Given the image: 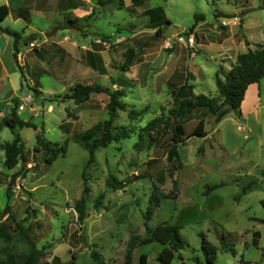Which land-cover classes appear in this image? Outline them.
I'll list each match as a JSON object with an SVG mask.
<instances>
[{
	"label": "rangeland",
	"instance_id": "1",
	"mask_svg": "<svg viewBox=\"0 0 264 264\" xmlns=\"http://www.w3.org/2000/svg\"><path fill=\"white\" fill-rule=\"evenodd\" d=\"M63 4H79L83 16L61 12ZM157 6L150 21L146 12ZM50 7L59 14L35 11L30 23L34 30L26 27L19 34L22 52L17 51L16 61L13 36L0 31L4 65L0 63V122L13 109L36 125L14 129L1 125L0 211L10 205L15 220L40 249L39 262L123 264L128 239L144 237L148 227L165 221L179 224L186 241L171 264L204 263V237L217 247L213 264H264V223L252 219L264 217L260 203L264 197V76L258 82V98L230 110L219 122L204 108L178 119L188 131L203 117L206 135L189 137L178 145L182 167L171 176L166 158L173 124L168 116L177 108L168 81L177 85L186 81L194 93L213 95L215 72L221 66L211 46H200L191 57H179L181 47L175 50L170 36L179 31L186 35L195 22H206L202 34L217 35L225 30V24H218L230 20L229 12L243 11L244 16L250 12L249 25L260 21L264 33V0H146L142 5L131 0H52ZM196 14L203 18L195 19ZM153 23H158L156 28ZM1 24L21 31L24 22L7 17ZM200 37L201 33L195 35V40ZM87 47L99 54L91 50L84 56ZM187 70L194 75H186ZM78 82L123 90L125 107L117 110L115 126L139 129L160 115L165 127L158 136L150 132L152 140L143 143L137 132L131 133L97 148L90 158L79 135L107 117L109 96L94 92L77 103L67 95ZM143 108L136 118L127 114L128 109ZM38 131L60 145L66 142L64 151L49 164L42 151L34 150ZM13 140L20 153L18 162L7 167L4 147ZM109 174L123 187L107 186ZM173 179L177 191L165 198L173 189ZM99 194L101 204L95 207ZM81 196L86 208L79 222L75 202ZM5 218L7 214L0 215V221ZM255 230L258 244L252 245ZM73 231L84 241L73 239ZM28 248L20 233L8 243L0 239V261L8 252L25 255ZM161 248L157 241L136 246L131 264H141L142 253L144 264H160L156 255Z\"/></svg>",
	"mask_w": 264,
	"mask_h": 264
},
{
	"label": "trees",
	"instance_id": "2",
	"mask_svg": "<svg viewBox=\"0 0 264 264\" xmlns=\"http://www.w3.org/2000/svg\"><path fill=\"white\" fill-rule=\"evenodd\" d=\"M146 0H131L133 5H142ZM101 2V1H100ZM102 3V2H101ZM160 7H153L148 9L146 14L150 15V21H153L151 14L155 9ZM8 6L3 3L0 4V20H2L8 14ZM243 15L239 16V28L242 29ZM203 18L202 14H196L195 19ZM164 20L169 22L165 17ZM196 22L189 27V30L195 26ZM158 23H153L152 27L156 28ZM0 30L5 31L14 38L13 44V57L16 61L17 57V39L19 33L8 28H3L0 26ZM239 30V29H238ZM157 32L158 29L156 30ZM240 31V30H239ZM242 33L244 38L245 49H240L237 51L233 62L228 69L220 66L215 72V85L217 93L215 95H207L204 93H194L193 86L188 84L186 81L177 85L175 83H169V90L172 95L173 103L177 105V108L170 110L169 118L173 119V124H171V133L168 138L166 146V158L170 163L169 175L173 174L175 169L182 167V160L178 150V145L184 143L189 137H203L206 135L205 130V120L200 117L195 125L188 131H185V127L182 123L177 122L178 119L186 118L192 111L200 108L208 110L210 113L215 115V120L219 122L230 110H239L240 104L244 98L246 88L251 83L259 82L260 78L264 76V43H252L247 39L245 34ZM188 35V31H186ZM91 54L92 51H87ZM20 71L21 67L18 66ZM105 92L108 94L109 99L106 104L107 117L101 121L92 124L90 127L86 128L80 135L79 140L81 144L88 150L90 158L93 152L99 148L107 146L112 141H118L121 138L130 137L131 133L137 132L139 140L145 142V139L152 140L150 132H155L158 136L165 125L161 126L164 122L163 116H157L148 121L143 127L136 129V127H117L113 124L118 109H124L125 103L122 101L124 92L121 88H116L110 90L108 87L101 84H84L76 83L72 89V93L67 95L72 98L77 103L81 100L86 99L91 93ZM144 113L143 109H128L127 114L130 118H136ZM175 121V122H174ZM1 125L7 126L10 129L16 127H33L36 125L29 120H24L19 115H17L15 110H11L10 114L3 117L0 122ZM136 130V131H135ZM36 143L34 150L36 152L42 151L45 155L44 161L46 163H51L52 159L64 151L66 142L60 145L58 142H53L44 137L42 131H38L35 135ZM5 153V165L7 167H13L18 162V154L20 153V148H17V140L12 142H7L4 147ZM106 185L114 188L123 187L121 180L117 179L114 175L109 174L106 177ZM173 189L163 195L165 198H171L174 196V191H177V181L173 179ZM87 190V188H86ZM85 190V191H86ZM102 194H99L94 201V206L98 207L101 204ZM262 207L264 208V197L260 200ZM85 197L81 196L75 202V210L77 211V219L79 222L85 217L86 208ZM149 210L145 220L149 217ZM1 214H7V218L0 221V239L8 243L12 241L16 233H20L28 241L29 248L25 255L15 256L12 252H8L4 259H1L0 264H43L39 262V257L41 254L40 249H37L33 241L29 238L28 233L24 227L15 220L14 216L10 211V205L6 204L4 208L0 211ZM252 219L263 222L264 217L257 218L252 217ZM13 223V224H12ZM146 224V223H145ZM181 226L176 223L160 222L156 224L153 228L148 227V233L144 237L131 236L127 241V249L125 252L123 264H131L133 250L136 246L149 243L152 241H157L162 245L161 250L156 255V260L160 264H171L174 259L176 252L182 249L186 241L180 233ZM73 239L80 238L84 241L83 235L78 234L77 231L72 232ZM204 237V236H203ZM259 238V232L257 230L252 232L251 244L257 245ZM202 249L204 251L205 261L199 264H213L217 256V247L210 242L205 237L202 240ZM92 257L97 260V252L95 250L91 251ZM146 255L142 253L140 255V263H145ZM57 260V258H56ZM53 264V263H51Z\"/></svg>",
	"mask_w": 264,
	"mask_h": 264
},
{
	"label": "crops",
	"instance_id": "3",
	"mask_svg": "<svg viewBox=\"0 0 264 264\" xmlns=\"http://www.w3.org/2000/svg\"><path fill=\"white\" fill-rule=\"evenodd\" d=\"M52 0H0V4H7L8 6V14L2 19L0 20V26L3 28H8L11 29L9 27L3 26L1 24V21H3L5 18L10 17L11 21L16 22L19 19L23 20L24 25L23 28L21 29V31H17L15 29H11L13 31H17L19 34H21V36L24 34V29L26 27H30L31 29L34 30V26H30L31 20H32V15L35 11H39V12H46L48 14V12H51L53 14V16L56 14H59V12L55 9H52L50 7ZM62 2H64V0H62ZM61 12L64 13H70L72 12L74 14V16L76 17H82L83 16V9L81 8V6L78 4H71L69 6H67L66 4H63L61 7ZM231 15L230 16V20H225L226 24L225 26H223V28H225L224 31L219 32L217 35L214 34H202L203 29H204V24H206V22H200L195 24V26L192 28L191 33L194 36V40H195V35L201 33V37L198 41L195 40V52L198 51L200 49V46H211L214 48L215 53L217 54V56L220 57V61H221V66L224 67L225 69H228L231 65V63L233 62L235 55L237 53L238 50L240 49H245L246 45L244 44V38L242 33H240V31L238 30L239 27V16L243 15V12L240 13H235V12H229ZM54 16V17H55ZM234 16H238L237 20H234L233 17ZM249 16H250V12H248L244 17V21L242 23V29H243V33L245 34V36L247 37V39L249 41H251L252 43H264V33L262 32L263 28H262V24L258 22H254L255 24H248L249 21ZM52 18H50L51 21ZM201 19V18H200ZM224 20V19H223ZM55 21V20H54ZM222 21V20H221ZM220 21V22H221ZM51 22L48 23V26L50 25ZM94 22L91 23V26H93ZM221 23L218 24V26H220ZM110 22L106 23V26H109ZM63 28V27H62ZM65 28V27H64ZM63 28V29H64ZM2 32H5L3 30H0ZM186 31V30H185ZM103 32V30H102ZM181 32V31H179ZM6 33V32H5ZM7 35H10L8 33H6ZM176 34H172L170 36L173 37ZM21 39V38H20ZM20 39L18 40V42H16L17 48L19 49L18 51L21 53V47L20 45H22L20 43ZM13 43V42H12ZM173 48H177V46L181 47L182 53L179 55V57H184L185 54L188 57H191V53L190 51L192 50L190 47H186L184 44L179 43V42H175L173 41ZM177 43V44H176ZM24 44V41H23ZM176 44V45H174ZM186 47V48H185ZM88 48V47H87ZM175 48V50H176ZM90 51L92 50L98 55L99 54V50H93L88 48ZM12 50V49H11ZM186 52V53H184ZM87 54H89L87 51L84 54V56ZM96 56V55H95ZM18 58H20L18 56ZM23 58V56H22ZM0 63L2 66L3 65V55H0ZM5 69V68H4ZM175 69V68H174ZM172 70L171 72H173L172 74L175 73V70ZM182 73V72H181ZM186 75L189 74H193V72L190 73L189 70L186 71ZM259 84L258 82L256 83H251L248 85V87L246 88L245 94H244V98L240 104V108H243L244 104L246 103V106H248L247 104H251V102H253V98H258L259 93H258V88ZM217 93V91L213 94L215 95ZM254 96V97H253ZM251 100V101H250ZM241 112V111H240ZM249 243L251 244V238ZM245 245V243H244Z\"/></svg>",
	"mask_w": 264,
	"mask_h": 264
},
{
	"label": "built area",
	"instance_id": "4",
	"mask_svg": "<svg viewBox=\"0 0 264 264\" xmlns=\"http://www.w3.org/2000/svg\"><path fill=\"white\" fill-rule=\"evenodd\" d=\"M237 18L238 16L233 17L234 20H237ZM220 23L226 24V21L222 20ZM173 41H177L179 43L184 44L186 47H190L192 49L190 51L191 55L195 52V40H194V36L191 33H189L188 35H183L181 32L177 33L175 36L171 37V42ZM29 45L33 46L34 41H30Z\"/></svg>",
	"mask_w": 264,
	"mask_h": 264
}]
</instances>
